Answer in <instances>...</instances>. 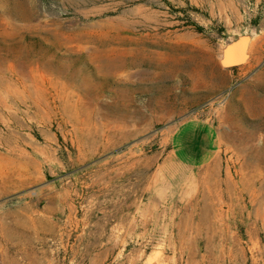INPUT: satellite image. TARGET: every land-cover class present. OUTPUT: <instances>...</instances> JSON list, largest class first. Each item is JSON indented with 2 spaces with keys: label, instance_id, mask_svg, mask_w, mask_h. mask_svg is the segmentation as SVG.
Masks as SVG:
<instances>
[{
  "label": "rangeland",
  "instance_id": "obj_1",
  "mask_svg": "<svg viewBox=\"0 0 264 264\" xmlns=\"http://www.w3.org/2000/svg\"><path fill=\"white\" fill-rule=\"evenodd\" d=\"M263 177L264 0H0V264H264Z\"/></svg>",
  "mask_w": 264,
  "mask_h": 264
},
{
  "label": "bare ground",
  "instance_id": "obj_2",
  "mask_svg": "<svg viewBox=\"0 0 264 264\" xmlns=\"http://www.w3.org/2000/svg\"><path fill=\"white\" fill-rule=\"evenodd\" d=\"M10 140V139H8ZM180 139H175L174 145L177 148L179 143H180ZM7 148H6V152L7 154H11L13 153V151H15V147H14V142L8 141L7 142ZM217 147V143H213L212 144V148H216ZM242 151V149H240ZM214 153V150L210 149L208 150V153L206 154L207 158H210ZM205 157V158H206ZM25 158H28L27 154L23 153L22 156H18L17 160L21 161ZM30 158V157H29ZM34 162V161H33ZM22 170V169H21ZM21 170L17 173L19 174L21 172ZM193 171L188 169L186 174L182 175L180 177L179 180H176L175 182H173V186L177 187V188H181L180 186H185L187 184H190V188L191 185L192 187H194V182L196 184V180H197V175L192 173ZM26 173V168H24V174ZM205 178L203 179L202 182V191H201V196L203 198V205H199L195 207V211L198 214L197 217V230L198 231H204V232H210L212 231L213 225L211 222V219H221L224 216V213L221 212V209H217L215 207H210L211 206V200L214 199V197L216 196L218 199L221 196H225L227 197L228 200L231 201H235L238 204L241 203L242 199H243V192L240 189V184L237 183L235 180H233L231 177H226L225 179L221 178L219 175V168H218V163H216L215 165L208 167L205 170ZM260 176V175H259ZM253 182L254 179L252 178ZM264 180V177H263ZM245 185V183H243ZM263 185H264V181H263ZM222 186H225V190H222ZM247 189H251L250 186L246 185ZM263 186H261L262 188ZM257 190V189H256ZM223 192V195H221ZM255 198L254 199L256 202V207L254 210V215L256 216V218L260 219L262 221L263 227H264V195L263 194H259V193H255ZM235 211V210H234ZM2 231V229H1ZM3 232V231H2ZM4 235V234H3ZM2 235V236H3ZM2 236L0 235V237L2 238Z\"/></svg>",
  "mask_w": 264,
  "mask_h": 264
},
{
  "label": "crops",
  "instance_id": "obj_3",
  "mask_svg": "<svg viewBox=\"0 0 264 264\" xmlns=\"http://www.w3.org/2000/svg\"><path fill=\"white\" fill-rule=\"evenodd\" d=\"M203 138H201V143H202V148H204V144H205V142H206V138L204 137V136H202ZM185 142H187V139L185 140ZM205 149V148H204ZM206 150V149H205ZM191 155H195V156H197L198 154H195V153H191Z\"/></svg>",
  "mask_w": 264,
  "mask_h": 264
}]
</instances>
